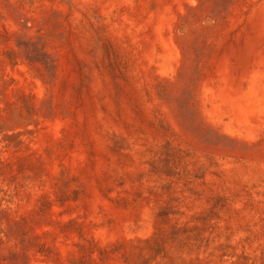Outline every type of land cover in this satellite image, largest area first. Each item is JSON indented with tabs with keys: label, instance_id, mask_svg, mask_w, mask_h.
<instances>
[{
	"label": "rangeland",
	"instance_id": "1",
	"mask_svg": "<svg viewBox=\"0 0 264 264\" xmlns=\"http://www.w3.org/2000/svg\"><path fill=\"white\" fill-rule=\"evenodd\" d=\"M0 264H264V0H0Z\"/></svg>",
	"mask_w": 264,
	"mask_h": 264
}]
</instances>
